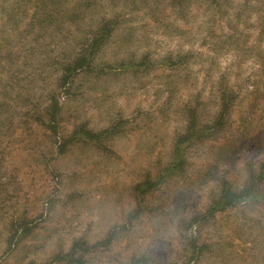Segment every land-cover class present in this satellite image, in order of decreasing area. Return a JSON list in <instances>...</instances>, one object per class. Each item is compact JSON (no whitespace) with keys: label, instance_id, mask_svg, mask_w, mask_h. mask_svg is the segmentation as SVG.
Segmentation results:
<instances>
[{"label":"rangeland","instance_id":"1","mask_svg":"<svg viewBox=\"0 0 264 264\" xmlns=\"http://www.w3.org/2000/svg\"><path fill=\"white\" fill-rule=\"evenodd\" d=\"M0 264H264V0H0Z\"/></svg>","mask_w":264,"mask_h":264},{"label":"trees","instance_id":"2","mask_svg":"<svg viewBox=\"0 0 264 264\" xmlns=\"http://www.w3.org/2000/svg\"><path fill=\"white\" fill-rule=\"evenodd\" d=\"M99 40V39H98ZM95 41L97 42V39L94 40L93 45L90 46V48L86 49H79L77 53L72 57V60L65 66L63 67L64 69V76L60 77L61 80H63V83L66 82L68 77L71 74H74L75 72H78L80 69L85 68L89 65L90 59H92V54L93 51L95 50L94 44ZM88 68V67H87ZM50 113L53 116V120L55 118L56 113L59 110V104L56 98H53V102L51 103L50 106ZM216 126H218L217 123H215ZM55 125H49L50 128L55 129ZM110 133V130L104 129L103 131L94 133L89 130H86L84 128H80L78 131L75 132V134L69 139L72 141H75L76 139H90V140H95V141H100L103 136L107 135ZM105 134V135H104ZM204 135V129L201 128H196L193 122H190L186 132L183 135H180L177 138L176 141V148L174 150V161L168 167V171H176L179 170L183 167L184 165V151L182 148L185 147V144L187 145L188 142L192 141L193 139L201 138ZM248 189V188H247ZM246 189V190H247ZM244 189V194H248V192ZM243 196V193L241 191L235 192V191H230V189H226L223 195V201L229 204H233L235 202L240 201L239 199ZM249 197H254L255 195L250 193L247 195ZM248 197V198H249ZM222 205H225V203H222ZM216 210V206L212 207L210 209V214Z\"/></svg>","mask_w":264,"mask_h":264}]
</instances>
